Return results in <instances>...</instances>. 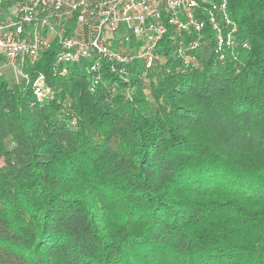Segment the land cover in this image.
Returning <instances> with one entry per match:
<instances>
[{"label":"trees","instance_id":"16d2710c","mask_svg":"<svg viewBox=\"0 0 264 264\" xmlns=\"http://www.w3.org/2000/svg\"><path fill=\"white\" fill-rule=\"evenodd\" d=\"M229 6L237 60L206 28L198 69L172 31L130 83L62 74L55 44L21 83L0 72V264H264V0Z\"/></svg>","mask_w":264,"mask_h":264},{"label":"built area","instance_id":"2783aa9c","mask_svg":"<svg viewBox=\"0 0 264 264\" xmlns=\"http://www.w3.org/2000/svg\"><path fill=\"white\" fill-rule=\"evenodd\" d=\"M206 28L222 62L250 48L239 38L229 0H0V62L23 74L27 62L55 44L61 73L86 61L94 89L104 63L125 83L132 82L131 63L139 61L145 69L161 63L159 46L172 31L193 35L188 42L176 39V52L184 66L198 69L196 49ZM34 88L39 98L50 93L43 75Z\"/></svg>","mask_w":264,"mask_h":264},{"label":"rangeland","instance_id":"374dc122","mask_svg":"<svg viewBox=\"0 0 264 264\" xmlns=\"http://www.w3.org/2000/svg\"><path fill=\"white\" fill-rule=\"evenodd\" d=\"M21 68L13 67L12 65H5L0 62V72L3 73L12 83H21L22 82V74Z\"/></svg>","mask_w":264,"mask_h":264}]
</instances>
